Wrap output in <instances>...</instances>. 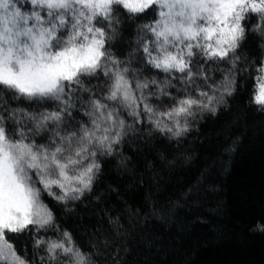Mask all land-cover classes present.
Here are the masks:
<instances>
[{
	"label": "snow or ice",
	"instance_id": "1",
	"mask_svg": "<svg viewBox=\"0 0 264 264\" xmlns=\"http://www.w3.org/2000/svg\"><path fill=\"white\" fill-rule=\"evenodd\" d=\"M125 21L135 23V36L120 56L113 46ZM253 38L258 57L247 55ZM149 68L163 80L145 75ZM249 69L257 73L251 103L264 112V0H0V86L16 99L52 104L9 114L19 125L17 113L24 112L34 127L10 129L0 116V262L98 264L103 256L107 264L108 253L78 244L61 221L77 204L110 199L105 189H115L104 184L106 168L115 161L129 169L145 148L159 165L144 163V203L121 201L122 208L102 211L114 233L136 224L144 240L158 242L147 225L167 227L178 218L172 200L158 195L165 177L196 162L182 139L205 114L229 107ZM226 151H235V141ZM198 172L196 185L188 181L176 200L216 191L213 170ZM111 259L125 264L118 249Z\"/></svg>",
	"mask_w": 264,
	"mask_h": 264
},
{
	"label": "trees",
	"instance_id": "2",
	"mask_svg": "<svg viewBox=\"0 0 264 264\" xmlns=\"http://www.w3.org/2000/svg\"><path fill=\"white\" fill-rule=\"evenodd\" d=\"M135 27L133 22L123 23L122 36L113 46L117 55L123 56L129 47L128 41L135 36ZM255 45L256 40L250 39L247 45L249 57L259 56ZM241 67H244L243 63ZM144 74L160 80L165 76L160 70L151 68ZM256 75L254 69H249V73L239 77L240 88L229 99V107L222 108L215 117L205 114L182 139L181 147L196 162L191 171L177 170L165 177L167 183L158 195L172 200L178 218L167 227L153 222L147 225L159 234L158 242L149 244L144 240V229L136 224L128 228L127 234L114 233L102 211L113 205L117 209L122 208L121 201L133 206L144 203L147 185L139 184L142 176L145 180L149 177L144 163L152 161L159 165L157 154L146 148L139 161L129 169L118 168L115 161L106 168L104 184L115 189L111 193L105 189L110 199L104 203L88 201L87 207L77 204L76 211L67 214L61 226L74 234L78 244L93 243L108 253L107 264H112L114 248L120 251L125 264H264V232L258 228V225H264V112L251 103ZM163 104H168V100L164 99ZM45 107L51 109V102L39 104L24 97L16 99L11 90L0 86V116L5 118L10 129L13 126L34 127L24 112L17 113L19 125L9 120L14 109L38 113ZM156 135L157 142L167 149V155H171L169 144L158 133ZM232 141H235V151L228 152L226 149ZM36 142H42V137H36ZM127 154L132 153L128 151ZM201 168L212 169L211 179L220 180L216 191L194 201L186 198L176 200L188 181L196 185ZM116 192H119V197ZM52 206L59 214L60 209L54 201ZM17 247H21L19 242ZM26 255L31 259L30 244ZM98 264H105L103 256Z\"/></svg>",
	"mask_w": 264,
	"mask_h": 264
},
{
	"label": "rangeland",
	"instance_id": "3",
	"mask_svg": "<svg viewBox=\"0 0 264 264\" xmlns=\"http://www.w3.org/2000/svg\"><path fill=\"white\" fill-rule=\"evenodd\" d=\"M122 114H124L123 110H122ZM125 118L128 119V120L131 119L130 117H127L126 115H125ZM0 264H2V262H0Z\"/></svg>",
	"mask_w": 264,
	"mask_h": 264
}]
</instances>
